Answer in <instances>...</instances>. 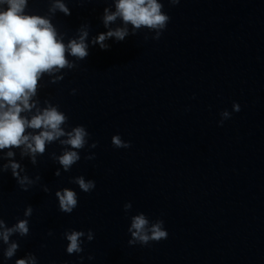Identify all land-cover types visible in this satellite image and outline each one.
<instances>
[{
	"label": "clouds",
	"instance_id": "clouds-1",
	"mask_svg": "<svg viewBox=\"0 0 264 264\" xmlns=\"http://www.w3.org/2000/svg\"><path fill=\"white\" fill-rule=\"evenodd\" d=\"M172 2L179 3V0H172ZM0 4L7 5L5 10H0V149L19 147L23 144L32 154L33 163H35V154L44 153L46 142L51 143L65 135L68 138L61 141L62 144L70 145L73 149H82L87 142L88 133L82 126H78L66 134L61 128L66 121V116L56 107L49 106L38 111L30 120L20 114L34 107L29 101L36 94L37 83L42 74H52L54 71L74 67L66 58V52L81 60L88 55V45L85 42L87 31H81L78 39L70 40L66 45L58 39L57 32L49 20L40 16L23 14L27 0H0ZM115 7V12L105 9L103 20L106 27L117 17L136 29L141 26L163 29L169 20V17L162 13V4L157 0H116ZM55 8L69 14V10L59 0ZM126 35V28H117L100 34L95 39V43H99L103 48L105 47L103 42L106 39L115 37L117 40H123ZM234 109L240 111L239 105L235 104ZM228 115L226 111L222 113L224 117ZM26 128L43 130L38 135H25ZM112 144L117 148L131 147L130 142L122 141L119 136L112 137ZM93 146H96L95 143ZM8 155L13 154L9 152ZM93 158L86 157V159ZM79 159L77 151H65L58 157L59 163L66 171ZM10 166L13 175L22 185L31 183L27 177L19 178L16 171L19 168L18 164L12 163ZM76 183L85 193L91 192L96 187L95 181L86 182L83 177L77 178ZM56 196L62 212L71 213L76 208L77 197L74 191L64 189L62 192L58 191ZM31 214L32 208L28 207L25 216H31ZM148 223L144 215L133 218L129 231L132 232L134 240L129 243L139 241L146 245L149 241L159 242L167 239L168 233L162 229V221L151 225L150 228ZM0 229H3L0 231V238L5 243L13 232L18 231L23 236L29 231L26 220L19 221L13 228H6L4 222L0 220ZM82 235L83 233L79 231L66 233L69 254L82 251L80 240ZM88 238L92 239L91 233ZM16 249L17 244H11L5 255L11 257ZM32 260L35 264L34 258ZM17 264H28V261L21 259L17 261Z\"/></svg>",
	"mask_w": 264,
	"mask_h": 264
}]
</instances>
